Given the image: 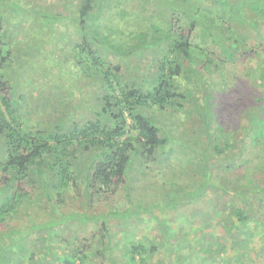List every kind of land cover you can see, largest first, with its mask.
I'll use <instances>...</instances> for the list:
<instances>
[{"label":"trees","instance_id":"obj_1","mask_svg":"<svg viewBox=\"0 0 264 264\" xmlns=\"http://www.w3.org/2000/svg\"><path fill=\"white\" fill-rule=\"evenodd\" d=\"M109 1L62 0L59 8L62 5L65 12L61 13L53 11L55 7L51 9L47 0H0V26L3 29L8 25L16 34L9 42L15 48L0 56V264H41L36 255L38 251L44 254V249H48L54 264H88V260L95 264L87 255L93 243L78 239L72 240L71 253L56 256L51 250L50 231L78 220L102 222V229L109 233L110 218L128 222L138 216L142 208L132 206L131 194L137 174L145 176L143 168L147 171L149 163L169 166V159L176 154L175 148L167 150L170 144L178 146L177 152L185 155L200 180L193 189L175 188L172 181L163 183L162 193H166V184L175 193L163 194L164 200L152 207L179 216V224L172 222L179 227L204 224L199 230L200 240L185 244L188 257L195 254L203 264H230L224 255L235 250L236 264H264L252 248L259 234L264 252V0H139L143 9L152 8L151 18H159L164 25L154 22L152 34L137 35L131 49L125 44L114 45L112 36L97 23ZM205 1L214 6H204ZM213 11L218 15L209 17ZM208 17L222 31L214 34L206 27L204 19ZM67 19L75 26L79 40L69 49L67 35L59 37L61 55L68 52L65 62L60 60L61 71L68 73L64 69L75 67L86 82L98 87V103L103 107L78 120L73 113L61 111L56 120L32 127L28 114L23 112L27 97L19 92L20 74L32 66L27 58L20 57L25 39L30 38L19 32L30 24L39 34H57L56 25ZM196 40L203 44L196 48L205 59L193 56L192 42ZM206 44H213L217 51L210 53V59ZM162 45L166 49L159 48L162 56L156 75L145 81L135 79L131 85L124 83L120 67L107 59L110 53L127 55L132 50L140 53ZM11 58V63H6ZM238 65L240 74L235 75L234 86L218 79L225 81ZM227 87H233L239 96L230 111L233 116L227 123L229 129L225 132L220 127L215 132L213 124L221 118L220 112L215 115L216 97L223 99ZM40 97L45 99V106L56 103L44 92ZM149 109L169 116L185 109L187 120L192 121L190 134H185L188 139L179 141L171 128H164L148 114ZM72 189L85 211L60 213L66 204L65 194ZM121 190L130 207L122 212H97L101 203ZM34 208L42 215H35ZM151 209L142 211L151 213ZM159 226L167 230L164 232L171 250L170 244L178 241L169 236L172 227L164 220ZM216 226L222 229L217 237L210 233ZM182 230L185 237L187 232L184 227ZM33 233H38L41 244L30 240ZM98 235L94 239L102 242L105 237ZM108 239L111 245L110 235ZM129 243L128 264H147L156 251V247L149 248L145 243ZM30 245L35 246L34 250ZM107 252L111 250L105 247L92 257Z\"/></svg>","mask_w":264,"mask_h":264},{"label":"rangeland","instance_id":"obj_2","mask_svg":"<svg viewBox=\"0 0 264 264\" xmlns=\"http://www.w3.org/2000/svg\"><path fill=\"white\" fill-rule=\"evenodd\" d=\"M61 2L62 0H47V3L52 7L51 9L55 7L53 11H62L64 13L65 11L61 9L62 5L61 8H59ZM205 5L208 8L214 6L212 2L207 1L204 2V6ZM142 6V2L139 0H110L107 7L103 9L97 23L100 24V29H102L103 32H107L106 35L112 36V39H114V45L125 44L127 49H131L137 43V39H135L137 35L143 33L152 34L151 27L154 22L159 23V25L162 26L164 25L159 18L150 17L151 14H154L150 6H148L149 12H147L148 10L143 9ZM121 13H123V15ZM218 13V11H213L210 13L209 17H215ZM21 16L24 15L21 14ZM209 17L204 19V22H207L206 27L210 28L214 34H218V32L222 31L221 27L215 24L214 19H209ZM5 23H7V21ZM29 25L30 24L26 25L24 30L19 32L30 38V41L25 39L24 42L27 43H20V46H23L24 44V49H22L21 56H19L23 60H26L27 58V63L30 65L32 63V66L20 74L19 92L21 95L27 97L25 99V104H23L25 109L23 112L24 114H28L30 125L32 127H37V125L44 126L43 124L48 123L51 119L56 120V118H59L61 116V111L69 113L68 115L73 113L75 120L87 118V114L92 116L90 113L103 107L102 103H98V100H101L98 87L92 85V83L86 82V78L82 73L79 74V71H75V67H73V69H64L68 73H63L60 68L62 67L60 60L65 62L68 52L66 51L65 53L67 54L61 55L60 49L62 48V41L59 40V37L64 33L67 35V38L69 39L65 41L67 47L69 46L70 49L72 46L71 44L79 40V35L75 31V26L67 19L56 25L57 34L54 33L48 35L46 31H41V34H39L36 28V30H33ZM7 27L2 29L0 26V56H6L8 52H11L12 47H14L12 44H9V42L13 41V37H15L16 34L12 33V30L8 25ZM222 34L224 35V30ZM23 35L21 34V36ZM192 43L193 56L197 60H201L202 58L205 59V56L201 55L202 52H199L196 48V45L201 46L202 42L196 40ZM2 47L3 50H1ZM106 47L108 46H105V48ZM165 47L166 45H162L157 47V49H148L140 53H136L132 50V53L127 55L110 53L107 59L113 66L120 67L124 83L131 85L135 79L145 81L156 75L159 65L158 60L162 56V52L159 51V48L166 49ZM206 48L210 59V53L216 51V49L213 44H209L208 46L206 44ZM54 56L56 57V61L52 62ZM11 61L12 58L9 61L7 60L6 63L9 64ZM244 62L249 63L247 60H244L243 63ZM239 68V65L236 66L234 70H232V74L226 77L225 81L221 79V77H218V79L223 83H228V85L234 86L237 80L235 75L240 74V71H238ZM50 82L52 84H50ZM88 83L91 85H88ZM53 84L58 86V88H55ZM250 86L254 88L252 84H250ZM46 88L53 93L49 91L47 92ZM218 88L221 90V84ZM231 88L227 87V90L225 89L226 91L223 92V99L216 97L215 103H217L215 104V115L220 112L221 118L216 119V122L213 124L215 132L220 127L225 132L229 129L227 123L233 116L230 114V111L234 108L235 100L239 96L237 91H234ZM43 92L49 97V99L54 97L56 103L54 102L55 104L45 106V99L40 97V94ZM217 94L218 92L214 93L213 96H217ZM187 97L188 99L190 98L189 94H187ZM60 98H62V101H60ZM59 102L63 104L61 107ZM181 102H184V100H181ZM188 107L189 104L187 105V108ZM189 108H191V106ZM147 111L148 114L153 115L160 122L159 124L164 126V128H171L172 131H174L176 138H179V141L188 139V137H185V134H190L192 130V121L187 120L185 109L179 110L174 116H169V113H167V115L162 114L157 109H149ZM177 126L178 129H176ZM198 127H200V125H198L197 128ZM170 148H175L176 150V154L169 159L170 165L158 166L152 163L147 164V171H145L146 167L143 168L145 176L137 174L138 180L134 183L135 190L131 193L133 198L132 206L137 209L140 207V210L141 208L142 210L144 208H152L151 213H149L150 210H141V213L138 216L130 218L128 222L119 218H110L109 233L102 229V222L83 223L78 220L67 221L50 231L52 234L51 250L56 256L62 257L71 253L72 240L78 239L79 242L85 244L89 242L93 243L91 250L90 252H87V255L91 258V261L94 260L93 262L95 264H128V262H130V254L128 255L127 253V246H131L129 242H140L147 244L149 248L156 247V251L151 257H149L147 264H203L199 259H196L195 254L192 255L193 258H190L191 256L188 257L190 252L188 246L185 244L188 240L193 242L200 240L201 234H199V230H201L200 228H202L204 224L194 222L193 224L189 223L185 226L179 227V216L175 214L167 215L166 213H161L157 208L152 207L161 203V199L164 200L162 196L163 194H167L168 192L170 194L175 193L172 189L166 188V185L168 184L165 185L166 193H162L163 183L172 181L174 186H176L175 188L193 189L196 187L198 180H200L199 175L194 176L196 174L193 165L186 162L184 158L185 155L177 152L178 150L176 148H178V146L170 144L167 147V150ZM79 200L77 193L73 189L70 190L65 194L66 204L60 213H70L71 211L84 212L85 208L81 207V202H79ZM130 206L126 193L124 190H121L117 195L111 196L107 202L104 201L101 203L97 212L106 214L111 211L122 212ZM190 207V205L186 206L183 210H188ZM33 213L39 215L40 210L34 208ZM40 215H42V212ZM157 216L160 217L159 220L156 219ZM32 220L33 219H31V221ZM163 220L167 226L170 225L172 227L170 234L168 232L170 238L178 240L177 242H172L170 244L172 251L169 248L170 246H167L169 243V240L166 238L167 235L165 236L167 230L162 229L159 226V222ZM31 221H28V223ZM182 221L191 222L184 218ZM233 221L236 222V219H233ZM172 222L178 224H173ZM183 227L184 231L187 232L185 237L181 233ZM221 230L222 229L216 226L210 230V233L217 237ZM96 234L105 237L102 242L94 239V235ZM108 234L111 238V245L109 244ZM258 235L256 236L255 241H253L252 248L256 251L254 254H260L259 257L264 261V252L261 251L262 244ZM39 239L38 233H33L30 238L31 241L33 240L34 242L41 244ZM165 239L167 241H165ZM179 239H182L181 241L185 242L183 246L179 242ZM41 247H39L38 250H42ZM105 247L109 248L111 252L103 253L102 255H98V257H92V253L95 254L97 250H102ZM29 248L34 250L35 246L30 245ZM49 254L50 252L48 249H44V254H42V252L39 254L38 251L36 258L41 264H54L55 260ZM224 256L229 259L230 264L237 263V251L234 250ZM180 257L183 258L181 259ZM189 259H193L192 263L189 262ZM245 262L248 263L249 260H246ZM87 263L90 264L89 260ZM137 263L141 264L140 262Z\"/></svg>","mask_w":264,"mask_h":264}]
</instances>
